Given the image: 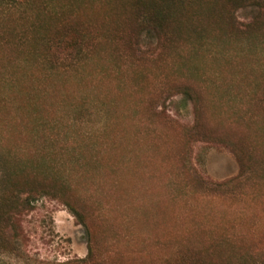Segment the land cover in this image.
Wrapping results in <instances>:
<instances>
[{
  "label": "trees",
  "instance_id": "obj_1",
  "mask_svg": "<svg viewBox=\"0 0 264 264\" xmlns=\"http://www.w3.org/2000/svg\"><path fill=\"white\" fill-rule=\"evenodd\" d=\"M240 10H248L250 17L241 19ZM82 11L85 24L80 21ZM143 33L154 39L147 47L140 42ZM103 47L118 67L131 69L134 78L151 71L162 74L161 97L180 94L190 99L193 122L183 127L176 162L179 179L191 196L209 203L235 199L253 177L264 176V145L256 146L254 141L264 137V127H260L264 125V0H0V247L5 250L17 248L20 216L32 210L37 199L48 196L64 204L85 228L88 252L78 262L109 264L100 253H117L103 246L105 218L77 194L65 170L68 161L75 167L92 163L98 148L76 137L73 149L57 142L61 127L85 123L86 114L79 109L68 121L45 114L38 93L52 75L79 67ZM218 48H231L253 63L252 72L238 73L247 102L229 118L215 107L208 108L196 80L198 69L194 74L197 66L191 61L199 53L214 57ZM22 57L24 65L44 75L40 84L30 73V84L23 86V91L32 93L25 102L37 113L35 126L41 127L35 146L21 147L26 142L11 138L5 146L2 111L7 90L17 83L16 74L23 73ZM209 82L213 88L218 86L214 79ZM149 113L157 114L152 109ZM250 126L261 131H252ZM82 134L89 141L96 138L88 131ZM31 138L27 143H34ZM197 140L229 147L239 165L237 177L219 182L201 177L188 159L191 144ZM218 221L213 214L208 224L200 218L174 225L176 232L158 243L162 253H174L167 262L264 264L262 252L240 237L233 238L232 231L218 227ZM142 242L139 253H146Z\"/></svg>",
  "mask_w": 264,
  "mask_h": 264
},
{
  "label": "rangeland",
  "instance_id": "obj_2",
  "mask_svg": "<svg viewBox=\"0 0 264 264\" xmlns=\"http://www.w3.org/2000/svg\"><path fill=\"white\" fill-rule=\"evenodd\" d=\"M238 15L244 20L250 17L248 10H240ZM85 20L82 11L80 21L85 24ZM140 42L147 47L154 39L143 33ZM104 49L79 67L52 75L44 88L39 86L43 90H38L45 114L66 121L79 109L86 114L85 123L61 127L57 142L71 149L76 137L98 148L90 164L82 162L75 167L70 161L65 163L66 158L61 161L77 194L105 218L103 246L117 253H100L103 259L109 264H169L174 253H162L158 243L176 232L174 225L200 218L208 224L213 214L218 215L219 228L229 229L233 238L253 244L264 256V176L253 177L251 185L235 199L209 203L191 196L179 179L176 162L183 127L193 122L190 99L180 94L161 97L158 82L162 74L151 71L134 78L131 69L118 67ZM226 49L218 48L214 57L199 53L191 61L197 66L194 74L198 69L196 80L202 85L208 108L215 107L229 118L247 102L238 73L252 72L253 63L249 56L240 58L235 50ZM20 66L23 73L16 74L17 83L7 90L8 101L2 111L5 146L10 145V138L26 142L21 147L35 146L41 127L35 126L37 113L25 102L26 95L32 93L23 91V86L30 84V73L40 84L44 75L24 65L23 57ZM212 79L216 88L209 82ZM149 109L157 114L151 115ZM84 131L96 138L89 141ZM31 135L33 144L27 143ZM254 141L256 146L264 145V137ZM188 159L197 173L210 181L239 173L234 154L221 143L197 140L191 144ZM18 233L14 251L0 247V264H82L78 260L88 252L83 225L64 204L48 196L37 199L32 210L20 216ZM142 241L146 253H139Z\"/></svg>",
  "mask_w": 264,
  "mask_h": 264
}]
</instances>
